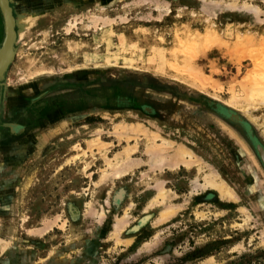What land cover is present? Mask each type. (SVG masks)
Masks as SVG:
<instances>
[{"label": "rangeland", "instance_id": "rangeland-1", "mask_svg": "<svg viewBox=\"0 0 264 264\" xmlns=\"http://www.w3.org/2000/svg\"><path fill=\"white\" fill-rule=\"evenodd\" d=\"M153 1L9 0L0 264H264V0Z\"/></svg>", "mask_w": 264, "mask_h": 264}, {"label": "bare ground", "instance_id": "bare-ground-1", "mask_svg": "<svg viewBox=\"0 0 264 264\" xmlns=\"http://www.w3.org/2000/svg\"><path fill=\"white\" fill-rule=\"evenodd\" d=\"M138 1H140V0H138ZM147 1V0H146ZM155 2H156V0H154ZM153 1V2H154ZM6 3H7V7H8V9H10L11 10V18L13 19V21L12 20H10V18H9V15L7 14L8 13V10H7V8H6ZM48 3H49V0H40V2H39V5H42V7L43 6H45V5H48ZM135 4V3H134ZM0 5L3 7V10H4V15L2 14V16H3V22H4V24H5V36H4V43H5V39H6V37L8 38V43H7V45H6V47H5V49H4V51L2 52V54L0 55V74L4 71V69L8 66V64L12 61V59L16 56V52H15V50L13 49V47L11 46V43L12 44H16L17 43V40H18V34H17V32H16V30H15V28H16V20L13 18V15H12V9H11V7H10V2H9V0H0ZM156 5V4H155ZM231 6V5H230ZM229 6V7H230ZM230 8H232V7H230ZM244 10H249L248 8V5H244ZM101 12V11H100ZM215 13H216V11L215 12H210L209 14H211V15H215ZM94 14V13H93ZM90 15H91V13H90ZM90 15L87 17V16H85L84 18L87 20V21H89V23L88 24H92L93 26H95V27H97L99 24H105V19H103L102 17H98V16H92V17H90ZM24 18V17H23ZM78 21L79 20H77L76 18L75 19H73V21H70L69 23H68V26H67V29H66V31L68 32V31H70V30H72V29H74L75 28V25L78 23ZM82 21V20H81ZM76 22V23H75ZM91 25V26H92ZM29 26V25H28ZM87 26V25H86ZM93 28V27H92ZM22 34V33H21ZM16 58V57H15ZM121 133H123V135H124V137H127L128 139L129 138H133V137H136V136H140V135H142V134H144L145 136L147 135V132H146V130H143V129H141L140 127L138 128V127H135V126H127V125H125V126H120V128L118 129ZM138 138V137H137ZM170 144V143H169ZM169 144H167V145H169ZM240 144V143H239ZM165 147V146H164ZM171 147H173V145L171 146ZM176 147H178L176 150H174L173 152H171V153H169L170 154V159H169V165L168 166H170V167H177L179 164H181V163H183L184 162V158H185V156H187L189 153H187V149L185 148V147H180V146H177L176 145ZM152 148V149H151ZM151 148H150V150L153 152V153H156V154H154V157L158 160V163H159V161L160 160H162V159H160L159 157L161 156V155H164L163 154V148L162 149H159V148H153L152 146H151ZM170 148V147H169ZM30 149V147L28 146V145H25V146H23L22 145V147H20V148H18V149H16V150H20L21 152H23V153H25V150L27 151V150H29ZM175 149V148H174ZM162 150V151H161ZM167 150V149H166ZM165 150V151H166ZM20 153V152H19ZM166 153V152H165ZM164 156H166V154L164 155ZM163 157V156H162ZM167 157V156H166ZM128 158V157H127ZM155 158H153V159H155ZM129 159V158H128ZM128 159L126 160V162L124 163V166L122 167L124 170L125 169H127L128 167H129V165H130V163L128 162ZM160 159V160H159ZM163 159H165V157L163 158ZM156 162V161H155ZM161 162V161H160ZM163 162V161H162ZM162 162L160 163L161 165H162ZM157 163V165H160V164H158ZM122 164V163H121ZM118 166H120V168H121V165L118 163ZM167 166V165H166ZM123 169H121V170H123ZM176 169V168H175ZM119 173V172H118ZM118 173L117 174H113L111 177H102L101 178V183L102 182H106L107 180H106V178L107 179H112V177H115V176H119L118 175ZM123 174V173H122ZM122 174H121V176H122ZM109 175V174H108ZM110 176V175H109ZM120 177V176H119ZM214 179V178H213ZM112 181V180H111ZM209 181H210V178H209ZM212 181H214V180H212ZM220 182V181H219ZM108 183V182H107ZM207 183V184H206ZM213 183H215V182H205V184L206 185H202L203 186V188L205 189L207 186H211V185H214ZM216 185V184H215ZM213 187H215V188H213ZM212 187V189H216V191H218V193H219V195H226V196H228L229 198H233V197H235V193H233L231 190H229V189H226L222 184H220L219 183V185L217 184L216 186H213ZM201 188V187H200ZM203 189V190H204ZM158 196H160V195H158L157 194V196H155V198L151 201V205H153V203H155L156 201H157V197ZM161 197L162 198H164L165 199V194H164V196L163 195H161ZM124 225V224H123ZM122 224L120 223V222H118V223H116V225H115V232H116V236H117V234L122 230Z\"/></svg>", "mask_w": 264, "mask_h": 264}, {"label": "flooded vegetation", "instance_id": "flooded-vegetation-1", "mask_svg": "<svg viewBox=\"0 0 264 264\" xmlns=\"http://www.w3.org/2000/svg\"><path fill=\"white\" fill-rule=\"evenodd\" d=\"M25 91L6 90L0 84V117L17 112H25L24 105Z\"/></svg>", "mask_w": 264, "mask_h": 264}, {"label": "water", "instance_id": "water-1", "mask_svg": "<svg viewBox=\"0 0 264 264\" xmlns=\"http://www.w3.org/2000/svg\"><path fill=\"white\" fill-rule=\"evenodd\" d=\"M6 8H7V10H8V13H7V14L9 15L10 20L13 21V19L11 18V10L8 9V7H7V3H6ZM0 10H1V13L4 15V10H3V7H2L1 5H0ZM4 28H5V24H4ZM7 43H8V38L6 37V39H5V43L3 42V44H2V46H1V48H0V55H1L2 52L4 51V49H5L6 45H7ZM11 46H12L13 49H14L15 44H12V43H11ZM14 50H15V49H14ZM14 59H15V57H14V58L12 59V61L8 64V66L4 69V71L0 74V82L4 80L5 75H6L7 71H8V69H9L10 65L13 63ZM257 152H258V155H259V157H260V160H261L262 164L264 165V149H263L261 146H257Z\"/></svg>", "mask_w": 264, "mask_h": 264}, {"label": "crops", "instance_id": "crops-1", "mask_svg": "<svg viewBox=\"0 0 264 264\" xmlns=\"http://www.w3.org/2000/svg\"><path fill=\"white\" fill-rule=\"evenodd\" d=\"M5 78H6V75H5ZM5 78H4V80H5ZM4 80H3V81H1V82H0V84H2V85H3V83H4Z\"/></svg>", "mask_w": 264, "mask_h": 264}]
</instances>
